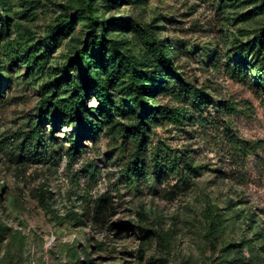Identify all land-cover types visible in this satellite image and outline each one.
Returning a JSON list of instances; mask_svg holds the SVG:
<instances>
[{
    "label": "rangeland",
    "instance_id": "1",
    "mask_svg": "<svg viewBox=\"0 0 264 264\" xmlns=\"http://www.w3.org/2000/svg\"><path fill=\"white\" fill-rule=\"evenodd\" d=\"M88 2L0 0V264H264V0H99L92 14ZM103 22L105 43L93 49ZM162 40L202 111L184 98L190 120L147 127L143 150L149 160L156 148L180 156L193 172L182 164L131 180L128 131L142 113L128 61L148 88L174 77L153 54ZM91 54L113 110L89 117L94 131L62 109ZM36 127L47 148L30 158Z\"/></svg>",
    "mask_w": 264,
    "mask_h": 264
},
{
    "label": "trees",
    "instance_id": "2",
    "mask_svg": "<svg viewBox=\"0 0 264 264\" xmlns=\"http://www.w3.org/2000/svg\"><path fill=\"white\" fill-rule=\"evenodd\" d=\"M98 1L99 0H89L87 5L88 13H93V9L98 4ZM90 21H92L91 24H93V19ZM117 21L118 22L115 23H119L122 20L120 19ZM115 23L112 22V24L116 25ZM74 26L75 25L73 23H68L66 30H72L74 29ZM108 28V25L103 22L102 33L100 35L97 36L94 31L90 33L93 49L96 47H102L104 45ZM263 35L264 31L260 33L259 37L264 39ZM164 42V40L160 42H154L152 46L153 54L158 64L166 66V68L169 69L168 73L173 74L174 77H169V74L166 76L163 75L161 82H157L151 88H148L147 82H149V79L147 75L143 74L141 71H138L133 62L128 61V68L131 72L130 88L133 92L131 99L133 104L136 105L137 110L142 113L140 117L141 122L137 125L131 126L128 131L129 133L136 136L137 142L134 160L128 165L126 169V176L131 180L140 176L148 177L150 174H156L160 176L178 174L182 171V164L188 166L190 174L193 172V169L188 165V162L186 160L182 161L183 159L180 156H172L171 154L163 153L156 148L154 151H152V155L149 160L147 154L143 150L148 136V131L146 130L147 127L158 124L162 121H169L175 125H182L185 121L190 120V113L181 108L184 98H186L185 101L191 103L194 108L202 111V96H199L200 93H198V91H196L194 88L189 87L188 83H186L185 79L183 78V75L179 72L178 68L173 62L177 54L176 47L172 45L168 49L165 47ZM93 54L90 56L91 59L86 61L83 65L85 71L80 72L82 83L74 82L75 87L79 90L76 99L73 100L68 106L64 105L62 109L66 110V108H69L71 112L77 114L78 116L80 115L81 126L86 130L91 129L94 131L95 127L90 123L89 117L104 116L105 114L112 116L111 114L113 110L110 86L106 80L95 74ZM248 61L249 57L246 55L240 59V64L238 66L245 67L248 64ZM75 65L81 66L82 63L78 61ZM73 66L74 63L68 64L66 66L68 69L64 71L65 78H68V80L72 79ZM240 72L246 73L241 69ZM2 77L3 75L0 73V84L2 83ZM88 88L96 94V98L98 100L96 107L90 108L87 106L86 98L88 96ZM150 89L154 91H150ZM147 94L152 96L156 94V99L159 97H167L178 107H163L158 101L154 103L146 101L144 96ZM47 116L50 115L47 114ZM45 120L52 124L54 130L56 129V123L54 119L47 117ZM27 140L28 147L25 150V153H27L30 158L35 155L33 152L34 147L35 149L39 146L47 148L46 137L42 134V131L38 127L32 130ZM185 178L187 177H183L182 181L184 184H186Z\"/></svg>",
    "mask_w": 264,
    "mask_h": 264
}]
</instances>
